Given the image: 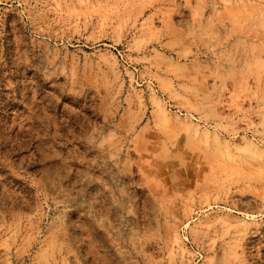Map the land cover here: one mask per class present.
I'll list each match as a JSON object with an SVG mask.
<instances>
[{"label":"rangeland","instance_id":"rangeland-1","mask_svg":"<svg viewBox=\"0 0 264 264\" xmlns=\"http://www.w3.org/2000/svg\"><path fill=\"white\" fill-rule=\"evenodd\" d=\"M0 264H264V0H0Z\"/></svg>","mask_w":264,"mask_h":264}]
</instances>
